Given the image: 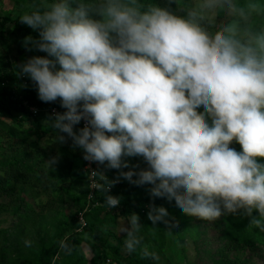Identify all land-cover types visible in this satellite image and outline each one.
<instances>
[{"label":"clouds","instance_id":"9594fccd","mask_svg":"<svg viewBox=\"0 0 264 264\" xmlns=\"http://www.w3.org/2000/svg\"><path fill=\"white\" fill-rule=\"evenodd\" d=\"M19 21L37 33L25 50L45 55L16 64V75L41 102L59 100L64 111L47 121L59 142L151 185L181 214L238 215L264 232V0H34ZM114 182L95 186L109 208L120 204L107 194ZM147 207L153 225L168 223L165 207ZM140 226L131 213L129 253Z\"/></svg>","mask_w":264,"mask_h":264},{"label":"rangeland","instance_id":"374dc122","mask_svg":"<svg viewBox=\"0 0 264 264\" xmlns=\"http://www.w3.org/2000/svg\"><path fill=\"white\" fill-rule=\"evenodd\" d=\"M161 5L166 0H157ZM28 0H0V67L6 63L13 73L15 65L32 55H45L33 50L26 51L23 46L25 36H37V33L19 21V16L29 8ZM7 18L8 23L2 24ZM11 72V73H12ZM3 73L0 70V76ZM3 83L0 78V92ZM45 130L31 125L29 122L17 123L12 117L6 115L0 119V168L13 159L24 160L25 167L31 172L32 181L7 182L0 169V187L15 192L0 198V264H35L39 248L53 241L62 231L60 244L64 249L66 244L79 242L87 260L77 264H119L110 254L103 253L102 241L116 248L123 256H137L142 260L156 262L157 264H209V257L204 255L207 250L214 253L217 243L214 241L210 229L202 225L199 232L182 222L185 214L172 215L175 205L167 200L164 207L169 212L168 223H157L150 226L163 230L164 239L162 249L158 250L147 225L140 226L139 238L141 245L135 252L129 253L125 248L126 236L122 229L127 225L128 218L117 216L110 225H102L100 239L94 240L82 230L75 233L71 226L79 207L83 202L80 191L82 183L80 178L84 170L83 152L73 146L71 139L61 143L56 139L57 130L48 123ZM231 147L241 150L238 143L233 142ZM55 158L50 165L49 160ZM129 166L137 171L146 168L147 164L141 157H125ZM264 160V158H258ZM127 171V169H123ZM41 178H36L37 174ZM116 180L121 184L120 199H128L137 195L141 190L149 192L151 185L136 186L119 177V170L115 169ZM135 179V177H134ZM4 204V205H3ZM152 222V221H151ZM139 223L142 222L139 220ZM143 224V223H142ZM149 228V227H148ZM102 240V241H101ZM211 240V244L208 241ZM67 242V243H65ZM94 248L99 252H95ZM147 249L158 259L143 257L142 252ZM64 249L58 257L64 256ZM246 258V255H242Z\"/></svg>","mask_w":264,"mask_h":264},{"label":"trees","instance_id":"16d2710c","mask_svg":"<svg viewBox=\"0 0 264 264\" xmlns=\"http://www.w3.org/2000/svg\"><path fill=\"white\" fill-rule=\"evenodd\" d=\"M28 1L30 4L34 2V0ZM5 23H8L7 18L2 20V24L4 25ZM0 70L3 73V75L0 76L3 83L0 92V119L1 116L8 115L19 124L24 123L26 120V122H29L31 125L45 130L44 128L47 126L48 117L50 116L47 109L54 106L61 108L59 100L53 103L41 102L38 99L33 84L26 77H18L16 73L11 71L8 65V59L6 63L0 67ZM24 102L28 105L37 107L40 110L39 113L33 117L28 108L24 106ZM26 165L27 164L22 159H13L10 163H5L0 169L7 182L17 183L19 181H32V183L36 185V182L32 180L35 177H31L30 170L25 168L28 166ZM102 172L106 174V178L101 181L100 184L107 185L109 181L116 180L115 169H109L105 164L98 168V174L100 175ZM36 178L40 179L41 174H37ZM79 181L82 183L80 194L81 198H83V202L71 226L72 229H75V233H79L82 230L86 235L92 237V239L96 241L100 239V229L104 227L102 225L113 224L110 223V221L112 220L114 222L119 215L128 218L131 213H136L139 216V220L143 223H141L142 227L146 229L144 225L148 223L149 228L147 227V229L150 230L153 240L157 243L158 250L162 249L164 239L161 233H163V230H159L155 226L152 228L150 227L152 222L147 217V206L150 203H155L157 206L164 207L167 205V199L152 198L150 194L147 192L144 193V191L141 190L137 195L127 200L124 199V197L121 198L120 204L117 207L109 208L104 202L105 194H102L99 190L95 192L94 199H92L91 202L87 201L89 194L87 175L84 174ZM121 188V184L113 183L107 194L120 198ZM15 191L14 187H11L9 191L0 187V198L2 196H8ZM88 203H90L89 207L84 213L86 225L81 229L78 221V214L80 211L84 210V207ZM95 203H99V205H95ZM177 213L179 212H177L175 208L171 211L173 216L177 215ZM182 222L186 227L189 225L197 232H199L202 225L210 229L217 246L213 250L214 253L210 254L209 250L205 252L206 255H204V257H209V264H264V232L250 226L246 217L229 214L222 215L215 221H208L185 215ZM64 232L65 230L53 241L39 248L35 264H77L87 260L79 242L76 244H66L65 249L61 246L60 238ZM101 243L103 248L102 252L112 255L114 260L118 261L119 264H157L156 262L142 260L137 256H123L116 248L107 245L104 241ZM211 243V240H209L207 245ZM61 249H64V256L58 257ZM94 249L95 252H99L98 249ZM242 255H246V258H242Z\"/></svg>","mask_w":264,"mask_h":264},{"label":"built area","instance_id":"2783aa9c","mask_svg":"<svg viewBox=\"0 0 264 264\" xmlns=\"http://www.w3.org/2000/svg\"><path fill=\"white\" fill-rule=\"evenodd\" d=\"M24 106L28 108L29 112L31 113V115L33 117H35L38 113H39V109L35 106L32 105H28L26 102H24ZM64 111V109L59 108V107H50L49 109H47V112L49 115H52L54 112H62ZM84 124V121H81V123L79 125H77L76 127H82ZM105 164H99L96 162H89L84 160V170L86 172L87 178H88V182H89V194L87 197V201L91 202L92 199H94L95 196V192L98 190L96 189V185L100 184L101 181H103L106 177V174L104 172H102L100 175L98 174V168L104 166ZM95 172V173H93ZM115 184H118L119 181L115 180L114 182ZM89 204H86V206L84 207L83 211H80L78 214V221L79 224L81 226V229L86 225V221L84 218V213L87 211ZM95 205H99V203H95Z\"/></svg>","mask_w":264,"mask_h":264},{"label":"crops","instance_id":"0c3cea01","mask_svg":"<svg viewBox=\"0 0 264 264\" xmlns=\"http://www.w3.org/2000/svg\"><path fill=\"white\" fill-rule=\"evenodd\" d=\"M129 159H131V157H128Z\"/></svg>","mask_w":264,"mask_h":264}]
</instances>
